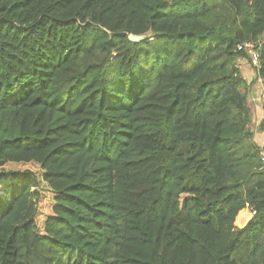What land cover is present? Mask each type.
Listing matches in <instances>:
<instances>
[{"label": "trees", "instance_id": "obj_1", "mask_svg": "<svg viewBox=\"0 0 264 264\" xmlns=\"http://www.w3.org/2000/svg\"><path fill=\"white\" fill-rule=\"evenodd\" d=\"M247 42L264 85V0H0V264H264Z\"/></svg>", "mask_w": 264, "mask_h": 264}, {"label": "crops", "instance_id": "obj_2", "mask_svg": "<svg viewBox=\"0 0 264 264\" xmlns=\"http://www.w3.org/2000/svg\"><path fill=\"white\" fill-rule=\"evenodd\" d=\"M245 65V61H240L239 68L242 77L247 81V84H251L254 79L257 80L256 85L253 84L251 86L250 93L248 95V108L250 111L251 121L248 127L258 147L260 149H264V135L262 133V128H260L264 119V102L260 99L261 92L264 90V85L263 81L259 78L258 73L255 72V70L253 72V70H250V68ZM242 212H240V214ZM242 227H244V225L239 226V228Z\"/></svg>", "mask_w": 264, "mask_h": 264}, {"label": "built area", "instance_id": "obj_3", "mask_svg": "<svg viewBox=\"0 0 264 264\" xmlns=\"http://www.w3.org/2000/svg\"><path fill=\"white\" fill-rule=\"evenodd\" d=\"M238 51H245L249 55V63L252 64L253 67L259 68L260 65V57L258 52L256 51L255 45L252 42L243 43L238 46ZM262 100L264 101V92L262 95ZM262 133L264 135V127L262 128ZM260 157L261 161L264 164V149H260ZM243 212H246L249 215V219L253 218L257 215V210L252 206L250 202H246Z\"/></svg>", "mask_w": 264, "mask_h": 264}, {"label": "rangeland", "instance_id": "obj_4", "mask_svg": "<svg viewBox=\"0 0 264 264\" xmlns=\"http://www.w3.org/2000/svg\"><path fill=\"white\" fill-rule=\"evenodd\" d=\"M240 20H241V17H240ZM245 64H246L245 66L249 67L250 70H253V72H254V68H253L252 64L249 63V61L245 60ZM256 82H257V80L254 79V80H253V84L256 85ZM259 85H260V84H259ZM244 90H245V89H243L242 91H244ZM246 92H247V90L244 91L245 95H246ZM263 92H264V90L261 92V96H260V99H261V100H262ZM263 102H264V101H263ZM250 122H251V121H250V118H249L248 123L250 124ZM249 124H248L247 126H249ZM249 218H250V217H249V215H248V217H247V219H246V221H245V224H243L244 226H246L247 223L250 221ZM237 221H238V218H237ZM237 221H236V225H237ZM237 227H239V226L237 225Z\"/></svg>", "mask_w": 264, "mask_h": 264}, {"label": "water", "instance_id": "obj_5", "mask_svg": "<svg viewBox=\"0 0 264 264\" xmlns=\"http://www.w3.org/2000/svg\"><path fill=\"white\" fill-rule=\"evenodd\" d=\"M128 38H129L130 41H132L134 43H140V42L145 41L148 37L130 34L128 36Z\"/></svg>", "mask_w": 264, "mask_h": 264}]
</instances>
